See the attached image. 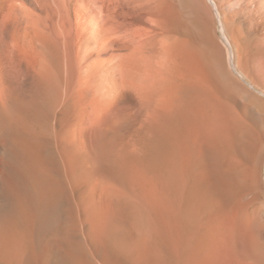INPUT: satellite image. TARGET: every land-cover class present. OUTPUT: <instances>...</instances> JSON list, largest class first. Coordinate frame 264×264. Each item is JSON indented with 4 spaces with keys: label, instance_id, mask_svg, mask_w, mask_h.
<instances>
[{
    "label": "bare ground",
    "instance_id": "bare-ground-1",
    "mask_svg": "<svg viewBox=\"0 0 264 264\" xmlns=\"http://www.w3.org/2000/svg\"><path fill=\"white\" fill-rule=\"evenodd\" d=\"M0 264H264V0H0Z\"/></svg>",
    "mask_w": 264,
    "mask_h": 264
}]
</instances>
